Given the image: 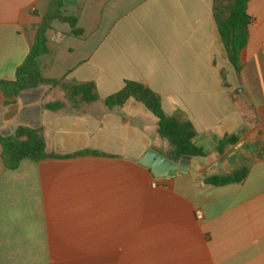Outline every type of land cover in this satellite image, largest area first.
<instances>
[{"label":"crops","instance_id":"1","mask_svg":"<svg viewBox=\"0 0 264 264\" xmlns=\"http://www.w3.org/2000/svg\"><path fill=\"white\" fill-rule=\"evenodd\" d=\"M51 1L0 0V82L14 79ZM63 3L82 32L53 20L41 73L93 83L98 99L49 84L7 98L0 85V135L40 128L58 155L8 169L0 143V264H264V0L247 3L239 71L225 58L215 0ZM127 81L192 125L204 155L186 174L157 178L141 163L150 150L180 158L142 102L104 104ZM241 169L238 182H205Z\"/></svg>","mask_w":264,"mask_h":264},{"label":"trees","instance_id":"2","mask_svg":"<svg viewBox=\"0 0 264 264\" xmlns=\"http://www.w3.org/2000/svg\"><path fill=\"white\" fill-rule=\"evenodd\" d=\"M248 1L215 0L217 4V13L215 14L217 33L224 46L225 58L237 71L240 70V55L246 46L248 25L251 22V18L247 14ZM63 7V0H52L48 13L43 17L42 22L34 27L33 46L23 63L17 67L14 79L0 82L5 97H14L27 89L49 84L51 86L62 85L71 98L79 97L86 102L98 99L93 83L69 86L62 84L60 80L47 79L41 73L38 58L49 52L46 32L51 28L52 21L58 19L67 22L72 28V34L76 36L82 32L76 27L77 18L64 14ZM130 99L142 102L150 114L158 120V132L174 146L175 160H178L182 155H204L202 148L196 146L192 141L195 136L192 125L190 123L181 124L176 119L167 117L162 110L159 96L142 83L127 81L118 92L107 97L104 104L112 108L121 106ZM47 107L56 109L60 107V103L48 104ZM235 140L234 137L226 138L222 144L224 142L232 144ZM0 143L3 148L4 164L8 169H16L20 162L26 158L40 161L58 156L46 153L45 141L40 128L20 126L11 136L0 135ZM244 174L245 170L241 169L231 174L209 176L205 182L212 185H225L240 181Z\"/></svg>","mask_w":264,"mask_h":264},{"label":"water","instance_id":"3","mask_svg":"<svg viewBox=\"0 0 264 264\" xmlns=\"http://www.w3.org/2000/svg\"><path fill=\"white\" fill-rule=\"evenodd\" d=\"M191 156L182 155L177 162H173L153 150L147 152L141 163L151 169L157 178L166 177L171 171L186 174L189 169Z\"/></svg>","mask_w":264,"mask_h":264},{"label":"built area","instance_id":"4","mask_svg":"<svg viewBox=\"0 0 264 264\" xmlns=\"http://www.w3.org/2000/svg\"><path fill=\"white\" fill-rule=\"evenodd\" d=\"M152 186L155 187V186H156V182H152ZM195 214H196V217H197L198 219H201V218H202V214H201L200 211H196Z\"/></svg>","mask_w":264,"mask_h":264},{"label":"rangeland","instance_id":"5","mask_svg":"<svg viewBox=\"0 0 264 264\" xmlns=\"http://www.w3.org/2000/svg\"><path fill=\"white\" fill-rule=\"evenodd\" d=\"M229 74H227V76H228ZM231 75V74H230Z\"/></svg>","mask_w":264,"mask_h":264}]
</instances>
